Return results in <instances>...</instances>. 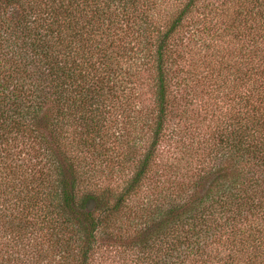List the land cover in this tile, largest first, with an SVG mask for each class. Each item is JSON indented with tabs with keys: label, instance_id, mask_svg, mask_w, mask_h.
<instances>
[{
	"label": "trees",
	"instance_id": "1",
	"mask_svg": "<svg viewBox=\"0 0 264 264\" xmlns=\"http://www.w3.org/2000/svg\"><path fill=\"white\" fill-rule=\"evenodd\" d=\"M5 231L0 264H264V0H0Z\"/></svg>",
	"mask_w": 264,
	"mask_h": 264
},
{
	"label": "rangeland",
	"instance_id": "2",
	"mask_svg": "<svg viewBox=\"0 0 264 264\" xmlns=\"http://www.w3.org/2000/svg\"><path fill=\"white\" fill-rule=\"evenodd\" d=\"M11 233H9L8 231L6 232H0V241L1 242H7L8 241V239H10L11 238ZM10 237V238H9ZM5 250H6V248H5ZM95 264V263H94Z\"/></svg>",
	"mask_w": 264,
	"mask_h": 264
}]
</instances>
